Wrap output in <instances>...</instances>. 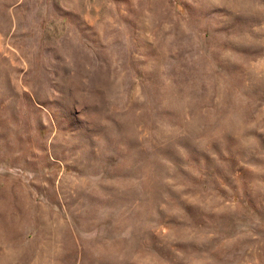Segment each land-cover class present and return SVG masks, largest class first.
I'll return each mask as SVG.
<instances>
[{
	"label": "rangeland",
	"instance_id": "obj_1",
	"mask_svg": "<svg viewBox=\"0 0 264 264\" xmlns=\"http://www.w3.org/2000/svg\"><path fill=\"white\" fill-rule=\"evenodd\" d=\"M0 264H264V0H0Z\"/></svg>",
	"mask_w": 264,
	"mask_h": 264
}]
</instances>
